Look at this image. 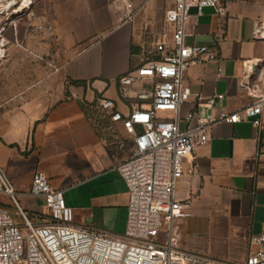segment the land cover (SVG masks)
Returning <instances> with one entry per match:
<instances>
[{
  "label": "crops",
  "instance_id": "crops-1",
  "mask_svg": "<svg viewBox=\"0 0 264 264\" xmlns=\"http://www.w3.org/2000/svg\"><path fill=\"white\" fill-rule=\"evenodd\" d=\"M132 2L131 22L121 20L113 0L0 2L1 173L17 203L31 213L43 209V199L30 196L32 176L43 173L63 192L77 228L113 237L125 231L128 204L116 168L133 145L120 124L98 119L89 106L105 97L130 111L135 90L121 101L119 78L142 63L141 43L170 38L164 16L172 0ZM261 22L264 0H231L223 19L213 8L203 10L185 42L216 49L219 60L187 70L190 98L182 118L211 112L198 96H224L216 114L251 104L243 86L264 62V40L254 39ZM195 155V161L183 160L184 176L174 191L190 213L174 229L176 243L242 262L250 237L264 228V113L258 129L249 122L218 124ZM10 206L0 192V208L13 213Z\"/></svg>",
  "mask_w": 264,
  "mask_h": 264
},
{
  "label": "built area",
  "instance_id": "built-area-1",
  "mask_svg": "<svg viewBox=\"0 0 264 264\" xmlns=\"http://www.w3.org/2000/svg\"><path fill=\"white\" fill-rule=\"evenodd\" d=\"M113 1L122 13L121 20L133 21L132 0ZM230 2L172 0L164 16L170 38L118 80L121 101L129 100V93L135 90L131 110L124 113L115 101L105 97H98L89 106L98 119L120 124L133 145L132 155L116 168L128 191L123 235L113 237L103 231L77 228L63 192L53 188L41 172L32 176L30 196L43 199V209L40 213L26 211L0 170V192L8 195L14 209L12 213L0 208V264H264V228L250 237L246 258L239 263L188 251L174 237L175 227L190 216L188 203L174 196L184 176L183 160L191 157L195 161L197 149L210 141L220 123L249 122L255 129L261 126L264 62L256 66L254 80L243 86L252 99L244 109L216 114V105L224 96H198L197 102L205 103L211 112L181 117V107L190 98L187 70L219 60L216 49L185 41L194 36L204 9H215L223 19ZM254 39L264 40V22L257 26Z\"/></svg>",
  "mask_w": 264,
  "mask_h": 264
},
{
  "label": "rangeland",
  "instance_id": "rangeland-1",
  "mask_svg": "<svg viewBox=\"0 0 264 264\" xmlns=\"http://www.w3.org/2000/svg\"><path fill=\"white\" fill-rule=\"evenodd\" d=\"M2 1L3 0H0V2H2ZM9 2L10 3H14L15 0H9ZM9 12H11V11H9ZM167 35H168V32H167ZM168 39H169V37L166 36L165 38L162 37L160 40H156V41H145V42L141 43V45L139 47L141 60L143 62H145L146 59H148L151 56L150 53L153 51L154 47H156L162 41H167ZM10 207H11L12 211H14L13 207L12 206H10Z\"/></svg>",
  "mask_w": 264,
  "mask_h": 264
},
{
  "label": "bare ground",
  "instance_id": "bare-ground-1",
  "mask_svg": "<svg viewBox=\"0 0 264 264\" xmlns=\"http://www.w3.org/2000/svg\"><path fill=\"white\" fill-rule=\"evenodd\" d=\"M15 2H16V0H15ZM15 2H14V3H15Z\"/></svg>",
  "mask_w": 264,
  "mask_h": 264
}]
</instances>
